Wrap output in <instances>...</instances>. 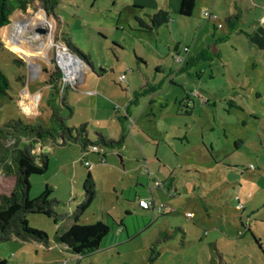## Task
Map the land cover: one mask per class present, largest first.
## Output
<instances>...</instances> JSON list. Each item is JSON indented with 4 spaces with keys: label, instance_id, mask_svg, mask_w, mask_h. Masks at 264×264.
I'll return each instance as SVG.
<instances>
[{
    "label": "rangeland",
    "instance_id": "rangeland-1",
    "mask_svg": "<svg viewBox=\"0 0 264 264\" xmlns=\"http://www.w3.org/2000/svg\"><path fill=\"white\" fill-rule=\"evenodd\" d=\"M132 2L154 5L153 14L158 8L167 12L168 24L146 33L135 23L134 15L148 20ZM243 2L238 5L240 20L232 34L225 23L228 10L234 9L233 1L228 0H196L189 18L178 16L179 0H60L52 12L49 7L44 12L35 1L25 12L15 13L0 30V71L11 87L8 96L0 100V126L18 118L49 125L47 101L54 98L59 102L61 96L54 95L46 82L52 72H57L61 81L55 46L62 44L63 34L89 57L93 69L84 68L77 89L65 94L72 110L65 124L69 128L87 124L90 139L101 132L107 140L116 141L123 134L124 141L119 148L101 147L106 155L104 164L99 155H86L84 160L91 164L97 182L95 197L81 223L111 225L113 217L118 225L121 219L139 229L148 225V220L124 216V209H132L126 204L127 194L137 190L134 182L139 176L147 186V195L167 214L158 220L161 228L156 223L119 248L125 264H205L201 253L209 250L203 242L216 240L221 254L233 255L229 236L235 237L237 230L243 234L241 243L246 249L240 252L244 257L231 264H264V22L260 21L264 0ZM209 10L216 21L203 17ZM144 12L147 15L148 11ZM218 24L223 28H217ZM222 35L227 38L216 43L214 39ZM7 39L18 41V45L8 44ZM215 43L218 55L214 54ZM207 45L211 47L208 59L198 57L193 64L188 60L189 66L184 64L182 70L174 60V49L185 57L182 49L186 46L190 56L197 58ZM33 70L39 74L35 78ZM122 74L126 80L120 83ZM145 82L153 85L154 94L149 96ZM151 97L153 104H149ZM180 99L186 100L182 113L178 112ZM126 109L132 118L124 122ZM185 109H189L187 115ZM236 141L243 142L238 150ZM11 146V141L4 144V148ZM40 151L48 155V167L44 174L30 177L28 199H37L48 186L51 197L59 202L57 214H70L81 200L88 173L79 146L61 147L47 140L35 152ZM12 172L9 162L0 160V195L12 191ZM239 204L241 208L236 207ZM229 218L242 223L229 231L225 223ZM27 222L30 229L47 235L48 247L11 239L0 243L1 259L7 264H74L71 260L76 257L59 249L54 239L56 226L50 219L29 215ZM219 222L221 233L217 231ZM175 226L192 231L183 238ZM110 237L112 231L106 244ZM158 239L161 244L156 245ZM186 240L197 242L187 244L191 247L188 253L180 247Z\"/></svg>",
    "mask_w": 264,
    "mask_h": 264
},
{
    "label": "trees",
    "instance_id": "trees-1",
    "mask_svg": "<svg viewBox=\"0 0 264 264\" xmlns=\"http://www.w3.org/2000/svg\"><path fill=\"white\" fill-rule=\"evenodd\" d=\"M35 1L42 5L44 12L47 11V7L52 12L60 3V0H0V30L9 24L10 18L15 13L25 12ZM195 3L196 0H180L178 15L181 18L191 17ZM239 20L238 14L225 19L227 30H235ZM134 21L142 29L151 31L165 27L169 22V15L167 12L158 11L148 15L147 23L138 18H135ZM61 43L73 56L79 59L85 68H92L89 57L72 43L69 36L63 34ZM101 73H105V71L101 70ZM46 83L54 95L59 94L58 96H61L59 102H56L54 98L47 101L50 110L48 126L40 123H27L19 118L11 119L0 126V160L9 162L14 179L12 191L8 195H0V243L16 239L21 242L37 243L48 247L47 235L44 232L30 229L27 222L29 215H41L50 219L56 226L54 239L58 245L64 246L68 251L80 257H88L101 249L103 241L111 232L110 225L100 221L88 225L79 224L95 197L96 182L90 170L84 166L88 173L83 183L82 197L75 210L70 214H57L56 208L59 202L51 197L52 191L48 186L44 188L37 199L29 200L30 177L44 174L48 167V155L41 151L39 153L35 151L47 140H52L61 147L76 144L79 146L81 154L90 146L114 149L121 147L124 135L121 134L116 141L107 140L101 133H95V137L90 139L87 124H82L77 128L67 127L65 120L72 115V110L65 101V94L69 89L61 90L57 72L49 73ZM10 89L9 79L0 71V100L8 96ZM237 109L241 110L238 106ZM8 141L12 142V146L4 148L5 142ZM242 143V141H236L234 143L235 149H240L239 144ZM141 199L145 198H139L138 201ZM65 222H70L71 225L68 229L63 230L62 224ZM247 229L251 239L262 250L259 240L254 237L249 228ZM160 243L158 239L156 245ZM262 254L264 259L263 251ZM0 264H7V261L0 258Z\"/></svg>",
    "mask_w": 264,
    "mask_h": 264
},
{
    "label": "crops",
    "instance_id": "crops-1",
    "mask_svg": "<svg viewBox=\"0 0 264 264\" xmlns=\"http://www.w3.org/2000/svg\"><path fill=\"white\" fill-rule=\"evenodd\" d=\"M224 1L226 2V0H224ZM228 1H233V4H234V9L228 10V14H229L228 16L230 17V16H233L235 14H240L241 13L240 10L239 11L237 10L238 7H239L238 5L240 4V2L241 3H244L243 2L244 0H228ZM224 4L226 5V3H224ZM140 5H141V7H139ZM179 5H180V0H179V3H178V6H177V14H178ZM204 5H206V4L204 3ZM132 7L135 8L138 13L142 12L143 16H145L144 18H146L147 20H148V15H152L153 13H151V11L152 10H155V8H156V7H154V5H153V7H144L141 3H133V6ZM239 9H240V7H239ZM144 10H147L148 11L147 12V15L145 14ZM158 11H163V10L160 9V8H158ZM158 11H156V12H158ZM209 11L211 13H213L211 10H209ZM135 18L140 19V17H137V15H134V20H135ZM143 22H146L147 23L148 21H143ZM222 28H223V26H222ZM155 30L156 29H153L151 31H147V30H145V31H146V33H152ZM228 32L232 34L233 31H229L228 30ZM210 35L212 36V38H215L214 37L215 35H214L213 32L210 33ZM226 38H227L226 36H223V37H220L219 36V37H216V39H214V40H215L216 43H218L217 41H224V39H226ZM71 41H72V39H71ZM72 43H73V41H72ZM216 43L214 44V46L216 47L214 54H217L218 55L220 53V50H219V46H217ZM195 44H196V40L195 41L193 40V45L195 46ZM75 46L77 47L76 44H75ZM184 47H186V46H184ZM186 48H188V47H186ZM208 50L211 51L210 45H207L206 48H204V49H200L199 55L197 56V58H194L196 55H193L194 57H191L190 54L188 53L189 52V48H188V52L185 54L186 56L184 57L185 58V62L183 63V65H181L182 66L181 67V70L184 69V64H188V65L185 66V68H187L189 66V63L191 62V64H193V62L196 61L198 59V57L199 58H202V59H208V57H207ZM175 53H177V50L176 49H174V51H173V54H175ZM189 57H191V58H189ZM188 60H190V62H188ZM155 70H156V73L159 74L160 73V66H157L155 68ZM125 80H126V75H125ZM144 87H146L145 89H147V91L149 93V96L151 94H154L155 89L153 88V85H150L147 82H145V86ZM127 88H129V87H127ZM132 90L135 93L136 90L135 89H132ZM88 92H90V91H88ZM29 98L30 97H28V99ZM132 100L133 99H131V98L128 99L129 102H132ZM153 102H154V97H151L149 99V104H153ZM183 102H186V100H184V99L183 100L182 99L178 100V107L180 109V110H178V112H181L182 111L183 108L181 107V105L184 104ZM26 105H27L28 108L30 107V105L28 103ZM232 105H234L233 108H237V106L240 107L241 108V111H242V107L241 106L237 105L236 103H232ZM191 109H193V108L191 107ZM185 110H187V112L185 113L187 115L189 109H185ZM31 116H34V114L31 115ZM130 117L132 118V114L129 112L128 109H126L125 110V116H122L123 121L124 122L127 121ZM246 124H247L246 122H243V125L246 126ZM123 127L124 126H122V129H123ZM120 130H121V128H120ZM98 133H101V132H98ZM79 150H80V148H79ZM80 153H81V151H80ZM97 158H99V160L101 161V163H103V164L106 163V155H105V153H104V156L103 157H98L97 156ZM137 158H139V156ZM90 173H91V171H90ZM91 175H92V173H91ZM92 177L94 179V175H92ZM95 182H97V181L95 180ZM134 184H135L134 187L137 190H135L134 192L132 190L131 191L129 190V192L127 194V200H126V204H129V206L132 209H124V216H135V217H139V218L142 219V222H144L145 220H148V225H144L143 228L139 229V227H136L134 224L127 223L124 219H121L120 220V224L118 225L116 219H114L112 217V221L110 223L111 224L110 227H111V231H112V237H110V242H109V244H106V239H105L103 241V243H102L101 249L98 252L94 253L93 255L88 256V257H80V256H78L76 254H73L70 251H68L64 246L58 245V247H59L60 250L65 251L67 253H70V254H72V255H74L76 257V258H73L71 260L72 263H74V264H125L124 263V259H123L124 256L122 255L121 252H119V248L122 247L123 245L130 244L135 238H137L142 233H144L145 231H147L151 226L155 225L156 223L159 224L158 223L159 222L158 220L160 218L166 217L167 214H162V215H159L157 218L153 219L152 218V213L150 211H144V210H142V209H140L138 207V205H137L138 199L139 198H146L149 195H147V192L145 191V189H147L146 188L147 186H146V184L144 182V179L142 177H140V176L137 177L136 180H135V182H134ZM140 188H141L142 191H139ZM133 197H134L135 201H134ZM129 200H131V201H129ZM203 209L206 211L205 205L203 206ZM218 209L219 208H217L216 211H219L221 208L219 210ZM220 212H221V210H220ZM210 217H213V216H207V219L210 218ZM230 219L231 218H229V220L226 221L225 223H226V226L228 225L230 227L229 228V231L230 230L234 231L237 228V225H238L237 223L240 224L242 222L241 221L240 222L239 221L236 222L233 218L231 219L232 222H230ZM81 221H82V219L79 221V224H81V225H88L86 223H81ZM209 224H211V223H209ZM218 224L219 225L217 227V229H218L217 231H219V233H221V231L219 230V229H221L220 222ZM70 225H71L70 222H65V223L62 224V229L63 230H66V229H68L70 227ZM168 225L169 224L165 225V230L166 231H168V229L170 228V227H168ZM158 226H160V224ZM211 227L213 228V226H211ZM160 228H161V226H160ZM247 228H249V227L247 226ZM197 229L199 230L200 228L197 227ZM174 230L176 232H180L182 234L183 238L184 237L185 238L187 237V232L188 231L189 232L192 231L190 229L184 230L183 227H178V226H175L174 227ZM206 232L207 231H204L203 233L205 234ZM236 232L237 233H236L235 237H233V235H230L229 236V240H230L229 243H231V246H232L231 248H232V250H234V254L233 255H231V254H226V255L225 254H221L219 252L221 250V248L218 247V243H217L216 240H212V241L205 240L203 242L204 245L206 244L208 246V250H209L205 254L204 253H201V255L204 257V259L206 261L205 264H231V261L233 259L234 260H237L239 258H243L244 257L241 254L246 249V246H243L242 243H241V241L243 239V234L239 230H237ZM159 234H164V233H163V231H160ZM200 241L202 242V240H200ZM189 243H194V245H196L197 242L187 241V240H186V242H182V244L180 245L182 251L184 250V251H186V253H188V249L191 248L190 245H187ZM200 244H202V243H200ZM247 248H249V247H247ZM177 250H179V249L177 248ZM248 250L250 251V248ZM192 257H194V256L187 255V258H192ZM197 264H200V263L197 262ZM245 264H247V263H245Z\"/></svg>",
    "mask_w": 264,
    "mask_h": 264
},
{
    "label": "built area",
    "instance_id": "built-area-1",
    "mask_svg": "<svg viewBox=\"0 0 264 264\" xmlns=\"http://www.w3.org/2000/svg\"><path fill=\"white\" fill-rule=\"evenodd\" d=\"M203 17L207 21H216L217 17L215 14L211 13L210 11H205L203 13ZM261 22H264V16L260 20ZM217 28H222L221 24L217 25ZM54 46V45H53ZM56 48V53H55V64L58 66V68L61 70L62 73V78L60 81L61 84V90L64 89H77L78 84L82 82V72L85 66L77 59L75 56H73L67 48L64 46V44H61L59 46H55ZM183 53L188 52V48L184 47L182 49ZM174 60L180 65H183L185 62V58L181 56L179 53L174 54ZM82 70V71H81ZM33 78L38 76V71L33 70ZM125 80V74H122L118 77V81L121 83ZM134 122H131L132 127ZM92 153V154H97L100 157L104 156V150L100 146H90L86 151L82 152V160H83V165L88 168L89 170L91 169V164L84 160L86 158V155ZM138 206L146 211H150L152 213V217L154 218L155 216H159L164 214L163 213V207L160 205H157L153 198L151 196L146 197L145 199H141L138 201ZM238 208H241L240 204L237 206ZM187 217H190L191 214L187 213Z\"/></svg>",
    "mask_w": 264,
    "mask_h": 264
},
{
    "label": "bare ground",
    "instance_id": "bare-ground-1",
    "mask_svg": "<svg viewBox=\"0 0 264 264\" xmlns=\"http://www.w3.org/2000/svg\"><path fill=\"white\" fill-rule=\"evenodd\" d=\"M15 27H16V26L12 27L11 29H9V31L11 30V32H12V29L15 28ZM3 34H4V33H3ZM5 36H7V34H6ZM6 38H7V37H6ZM7 43L10 44V45H18V41H16V40H11V41H10V39H7Z\"/></svg>",
    "mask_w": 264,
    "mask_h": 264
},
{
    "label": "water",
    "instance_id": "water-1",
    "mask_svg": "<svg viewBox=\"0 0 264 264\" xmlns=\"http://www.w3.org/2000/svg\"><path fill=\"white\" fill-rule=\"evenodd\" d=\"M38 31H39V32H43V30H41V29H39Z\"/></svg>",
    "mask_w": 264,
    "mask_h": 264
}]
</instances>
